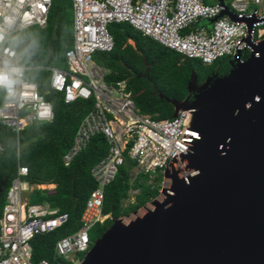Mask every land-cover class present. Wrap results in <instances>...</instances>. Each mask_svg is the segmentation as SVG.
I'll return each mask as SVG.
<instances>
[{
	"label": "built area",
	"instance_id": "2783aa9c",
	"mask_svg": "<svg viewBox=\"0 0 264 264\" xmlns=\"http://www.w3.org/2000/svg\"><path fill=\"white\" fill-rule=\"evenodd\" d=\"M54 0H0V89L6 99L0 120L18 137L33 123L54 120V106L40 93L38 84L27 79V71L51 73L50 90L63 94L66 104L92 100L94 108L81 122L73 147L63 156L69 166L101 134L108 155L92 169L98 187L87 201L81 227L55 245L57 264H80L93 243L90 232L111 215L104 213L106 188L119 170L129 163L130 179H146L149 193L157 200L169 174L190 183L197 170L189 158L199 141L193 124V109L181 110L171 119H155L140 113L126 81L108 84L109 71L95 61L97 53H110L115 41L112 24L128 23L144 37L204 64L228 57L237 65L256 54L264 40V0H71L74 12L73 46L66 53L67 68L26 66L12 46L13 36L35 26L45 29ZM228 13V14H227ZM240 57V58H239ZM0 151L4 147L0 145ZM19 166L7 193L0 218V264H53L33 262L32 240L53 233L69 223V214L49 204H29L31 189ZM134 197L140 189H135ZM33 191V190H32ZM80 255V254H79Z\"/></svg>",
	"mask_w": 264,
	"mask_h": 264
},
{
	"label": "water",
	"instance_id": "95a60500",
	"mask_svg": "<svg viewBox=\"0 0 264 264\" xmlns=\"http://www.w3.org/2000/svg\"><path fill=\"white\" fill-rule=\"evenodd\" d=\"M256 54L201 85L193 72L183 101L160 94L173 117L194 111L197 174L173 177L162 203L114 220L80 264H264V40Z\"/></svg>",
	"mask_w": 264,
	"mask_h": 264
},
{
	"label": "trees",
	"instance_id": "16d2710c",
	"mask_svg": "<svg viewBox=\"0 0 264 264\" xmlns=\"http://www.w3.org/2000/svg\"><path fill=\"white\" fill-rule=\"evenodd\" d=\"M62 1L63 5L69 4L73 10L71 0H54L48 25L42 29L37 43L32 34L14 35L11 44L23 56L24 63H32L25 49L26 41L30 38L35 64L66 67L65 56L74 41V19L72 23H66ZM109 30L115 41L114 50L110 53H97L95 61L109 71L106 83L127 82L136 107L143 115L161 120L173 118L176 108L162 99L160 94L183 101L189 96L187 87L193 72L198 74L201 85L212 72L217 71L215 66L220 60L211 64L210 68H205L201 60L187 58L163 47L153 39L144 37L128 23L112 24ZM51 42L53 45L49 52ZM231 69L229 64L225 74ZM27 78L38 84L40 93L54 106V120L50 123H33L21 131L18 137L0 120V145L4 147V151H0V218L19 166L28 168L29 174L24 180L29 184L56 185L54 190L35 188L27 197L29 204L46 203L59 209L61 213L69 214V223L63 228L36 236L31 242L34 263L48 260L57 264L60 259L55 258V245L81 227V217L87 201L98 187L92 176V169L108 155L109 146L106 138L99 134L69 166H65L63 156L73 147L77 130L85 116L94 108V102L78 100L72 104L64 103L62 93L50 90L47 72L29 73ZM5 99L6 93L0 89V108ZM193 101L194 98L191 97V102ZM129 173L127 163L106 188L104 213L111 217L95 226L98 227L97 238L113 225L114 220L140 210L158 195L157 191L149 193L143 177L131 186ZM132 187L140 189V192L134 204L125 205Z\"/></svg>",
	"mask_w": 264,
	"mask_h": 264
},
{
	"label": "rangeland",
	"instance_id": "374dc122",
	"mask_svg": "<svg viewBox=\"0 0 264 264\" xmlns=\"http://www.w3.org/2000/svg\"><path fill=\"white\" fill-rule=\"evenodd\" d=\"M55 1H57V0H55ZM58 1H60V0H58ZM63 3H64V1L61 2V5H63ZM63 7L65 8L64 9V13L66 14V16H65L66 23L67 24H69V22L72 23V20L74 19V16H73V10H72L71 6L69 4H65V5H63ZM73 22H74V20H73ZM24 33L32 34L35 37V42L37 43L39 41V35L42 33V29L37 27V26H35V27L25 31V32H22L21 34H24ZM231 62H232V60L229 59L228 57H226L224 59H221L216 64L215 68L217 70H219V71H223L224 69L228 68V65ZM25 63H26V61H25ZM235 64L237 65V63H235ZM31 65H38V64H35L34 62H32ZM203 67L210 68V65H207V64L203 63ZM226 74H224V75H226ZM194 95H196V94H194ZM134 178H136V177L134 176L133 178L130 179L131 186L136 184V182L134 181ZM30 187H31V189L29 191H27L26 195H24L25 199H27V200H28L27 194L31 193L33 189L38 188V189H43V190H47V189L48 190H54L56 188V185H53V187H50V186L41 187V185H31ZM134 191L137 192L132 187L130 192H129V198L125 201V205L134 204L136 202V198L134 197V194H135ZM149 197L152 198V195H150ZM108 215L110 216V214H108ZM97 233H98V227L93 228V230L90 232V236H91L92 242H94V241L99 239V238H97ZM79 254L76 255L74 258H77L78 256H80L79 259H82L83 257H85L84 254H81V253H79Z\"/></svg>",
	"mask_w": 264,
	"mask_h": 264
},
{
	"label": "bare ground",
	"instance_id": "6f19581e",
	"mask_svg": "<svg viewBox=\"0 0 264 264\" xmlns=\"http://www.w3.org/2000/svg\"><path fill=\"white\" fill-rule=\"evenodd\" d=\"M263 42V41H262ZM262 42H260V43H258V46L261 48V46H262ZM168 175V178H167V181H166V184L164 185V188H163V190H162V192H161V195H160V197L157 199V200H155V201H150V203H148V205H146V206H144L143 208H141L140 209V211H142L144 208H151V207H153V206H157V205H159L160 203H162L163 201H164V199L166 198V192H167V190H168V186H169V184H170V177H169V174H167ZM45 186H50V187H53V185H41V187H45ZM123 218V217H122ZM119 219V222L121 221V220H123V219Z\"/></svg>",
	"mask_w": 264,
	"mask_h": 264
},
{
	"label": "crops",
	"instance_id": "0c3cea01",
	"mask_svg": "<svg viewBox=\"0 0 264 264\" xmlns=\"http://www.w3.org/2000/svg\"><path fill=\"white\" fill-rule=\"evenodd\" d=\"M223 2H224V0H222ZM73 14H74V12H73ZM23 32H25V31H23ZM19 33H22V32H19ZM18 34V33H17ZM14 37V36H13ZM31 43V42H30ZM131 43H133L132 41H131ZM161 45V44H160ZM17 50V49H16ZM18 52V51H17ZM19 53V52H18ZM19 55L21 56V58H22V63L24 64V65H26V66H46V65H31V64H26V63H24V59H23V56L19 53ZM97 63V62H96ZM65 64H66V67L65 68H67V63H66V58H65ZM98 64V63H97ZM99 65V64H98ZM100 66V65H99ZM47 67H50V68H55V67H51V66H47ZM101 67V66H100ZM65 68H63V69H65ZM103 68V67H102ZM104 69V68H103ZM34 72H47L48 74H49V80H50V76H51V73L49 72V71H44V70H29V71H27V77H28V74L29 73H34ZM28 79V78H27ZM31 81V80H30ZM2 90V89H1ZM4 91V90H3Z\"/></svg>",
	"mask_w": 264,
	"mask_h": 264
},
{
	"label": "flooded vegetation",
	"instance_id": "af4514ba",
	"mask_svg": "<svg viewBox=\"0 0 264 264\" xmlns=\"http://www.w3.org/2000/svg\"><path fill=\"white\" fill-rule=\"evenodd\" d=\"M230 69V68H229ZM225 71H227V69H224L223 71H219V70H217V71H215V72H212L211 73V75H218V76H222V75H224L225 74ZM205 82V81H204ZM193 96H195L194 94H192V96L191 97H193ZM194 98V97H193Z\"/></svg>",
	"mask_w": 264,
	"mask_h": 264
}]
</instances>
